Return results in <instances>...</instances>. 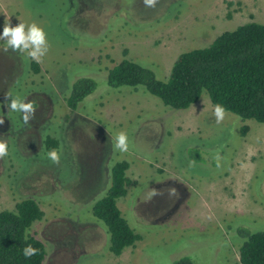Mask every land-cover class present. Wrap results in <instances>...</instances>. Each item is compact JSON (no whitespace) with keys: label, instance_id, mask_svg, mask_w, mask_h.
I'll list each match as a JSON object with an SVG mask.
<instances>
[{"label":"rangeland","instance_id":"obj_1","mask_svg":"<svg viewBox=\"0 0 264 264\" xmlns=\"http://www.w3.org/2000/svg\"><path fill=\"white\" fill-rule=\"evenodd\" d=\"M263 9L264 0H158L155 8L143 0H0V33L9 21L35 23L49 45L38 63L3 52L0 40V141L9 153L0 159V211L26 198L37 204L43 217L28 234L44 246L42 264H238L237 230L264 232V123L226 112L218 124L205 92L173 110L141 87L107 86L106 73L126 59L165 81L180 53L263 24ZM78 78L95 87L70 110L65 99ZM5 97L33 102L34 119L24 125ZM120 131L127 152L113 147ZM46 136L57 142L59 165L47 157ZM120 161L128 185L115 204L141 240L113 256L91 206ZM151 189L161 195L149 199Z\"/></svg>","mask_w":264,"mask_h":264},{"label":"trees","instance_id":"obj_2","mask_svg":"<svg viewBox=\"0 0 264 264\" xmlns=\"http://www.w3.org/2000/svg\"><path fill=\"white\" fill-rule=\"evenodd\" d=\"M264 18V9H263ZM34 73L38 68L30 62ZM165 81L157 80L151 70L122 59L107 70L106 84L111 88H143L163 106L186 110L195 104L202 92L214 108L222 104L226 112L242 121L264 123V23H246L224 31L203 47L180 53L173 61ZM94 82L78 78L70 86L66 106L75 110L77 103L92 93ZM246 127H240L245 134ZM46 153L57 148L49 136L43 140ZM128 164L115 162L109 170V186L103 196L91 206L92 216L108 234V251L113 256L141 240L126 224L116 207V200L126 194ZM43 212L29 198L21 199L13 211H0V264H42L45 250L42 242L28 234L33 222L40 221ZM243 239L237 249L238 264H264V232L237 230ZM26 245L39 249L37 255L26 259ZM172 264H191L183 257Z\"/></svg>","mask_w":264,"mask_h":264},{"label":"clouds","instance_id":"obj_3","mask_svg":"<svg viewBox=\"0 0 264 264\" xmlns=\"http://www.w3.org/2000/svg\"><path fill=\"white\" fill-rule=\"evenodd\" d=\"M158 0H143V4L148 8H155ZM0 40L5 41V46L3 47V52H27L29 58L36 62H41L42 58L47 54L49 45L46 39V34L42 28L37 24L32 23L30 25H25L24 23H19L17 26L13 27L10 21L6 23L3 27L2 33H0ZM7 105L8 109L12 112H17L21 114V119L24 125H28L31 120L35 117L36 105L33 102H25L20 98H9ZM213 114L216 118V122L221 123L226 115V109L222 104H216L213 109ZM4 123L3 119H0V125ZM114 149L120 152H127L129 147L128 136L125 132L120 131L115 136V142L113 145ZM8 145L6 142L0 141V159L7 156ZM48 159L53 165L60 164V152L56 149H51L47 153ZM176 194L175 189L170 190V195ZM161 195L157 189H151L149 192V199ZM39 249L33 248L31 245H26L22 250V254L26 259H29L37 255Z\"/></svg>","mask_w":264,"mask_h":264}]
</instances>
